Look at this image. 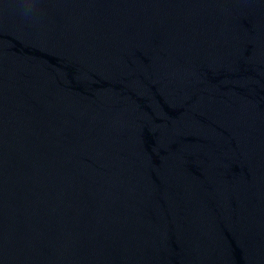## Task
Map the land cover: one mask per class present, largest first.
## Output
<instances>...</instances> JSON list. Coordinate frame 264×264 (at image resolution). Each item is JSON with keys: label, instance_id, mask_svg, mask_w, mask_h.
<instances>
[{"label": "water", "instance_id": "obj_1", "mask_svg": "<svg viewBox=\"0 0 264 264\" xmlns=\"http://www.w3.org/2000/svg\"><path fill=\"white\" fill-rule=\"evenodd\" d=\"M0 264H264V0H0Z\"/></svg>", "mask_w": 264, "mask_h": 264}, {"label": "clouds", "instance_id": "obj_2", "mask_svg": "<svg viewBox=\"0 0 264 264\" xmlns=\"http://www.w3.org/2000/svg\"><path fill=\"white\" fill-rule=\"evenodd\" d=\"M22 11H23V14H24L25 16H28V15L31 13L32 8H31V6H29V5H25V6L23 7Z\"/></svg>", "mask_w": 264, "mask_h": 264}]
</instances>
